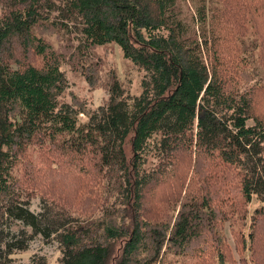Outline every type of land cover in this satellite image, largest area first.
<instances>
[{
    "label": "trees",
    "instance_id": "obj_1",
    "mask_svg": "<svg viewBox=\"0 0 264 264\" xmlns=\"http://www.w3.org/2000/svg\"><path fill=\"white\" fill-rule=\"evenodd\" d=\"M184 1L0 0V264H21L10 256L26 250L33 236L57 241L59 264H173L168 256L187 255L203 228L217 231L219 222L207 195L182 202L172 224L145 217L148 190L167 170L177 173L180 155L191 150L233 169L244 202L256 197L262 204L253 211L248 245L250 263L264 264V121L252 117L250 97L226 89L221 74L228 70L220 58L210 60L224 43L207 25L206 6L189 0L185 12ZM245 1L257 2L264 13V0ZM53 12L59 22L50 18ZM68 23L80 36L76 55L114 44L146 73L138 97L125 95L114 80L107 103L83 122L84 112L59 102L67 88L64 57L34 29L69 34ZM225 30L233 37L230 23ZM31 57L40 63H27ZM82 76L94 86V77ZM32 144L48 148L59 164L63 156L92 157L87 164L122 190L125 215L118 223L79 221L45 201L41 211L30 210L13 170ZM148 155L158 169L143 168ZM212 251L224 264L223 250ZM26 264L47 263L34 255Z\"/></svg>",
    "mask_w": 264,
    "mask_h": 264
},
{
    "label": "rangeland",
    "instance_id": "obj_2",
    "mask_svg": "<svg viewBox=\"0 0 264 264\" xmlns=\"http://www.w3.org/2000/svg\"><path fill=\"white\" fill-rule=\"evenodd\" d=\"M226 1H229L227 5L234 6L227 7ZM195 6H206L208 19L211 17V20L207 19V25L217 29L223 38V46L217 48L219 51L213 53L210 60L219 57L228 70L226 74H221L226 89L250 97L253 102L252 117L264 121L263 10L257 2L245 0H195ZM182 7L186 12L191 7L190 1L185 0ZM50 18L59 22V13H51ZM229 23L233 28V37L226 34ZM68 27L69 34L58 30L60 28L52 31L44 25L37 26L34 33L46 39L64 57L66 64L61 70L67 88L59 97V102L70 109L75 105L77 110L84 112L79 115V121H85L87 113L107 103L108 87L114 80L120 84L125 95L138 97L141 94V82L147 78L146 73L125 60L116 45L94 47L81 58L75 54L80 36L71 23ZM26 61L33 65L40 63L35 57ZM83 74L94 77V86L85 81ZM253 124L250 119L248 125ZM51 151L59 155L54 149ZM193 151L180 155L177 173L167 170L159 183L148 190L145 217L152 223L171 220L172 224L182 202L207 195L219 218L217 231L210 233L203 228L202 237L190 244L187 255L176 257V260L168 256V261L173 264H220L212 251L219 247L224 252V264H251L248 245L251 217L262 204L256 197L249 204L244 202L233 169L216 161H207ZM23 153L18 155L13 174L18 182L17 192L28 201L34 213L43 209L42 202L45 201L55 211L65 212L79 221L112 219L118 223L117 219L125 215L122 212L125 208L122 205L125 197L122 190L115 186V180L105 171L87 164L95 161L92 157L76 159L63 156L62 160L66 162L63 165L60 161L66 167L63 170L48 148L32 144ZM159 166L156 157L148 155L143 168L154 170ZM32 239L26 250L15 251L11 259L26 264L37 255L44 257L47 264H59L60 247L53 237L48 241L40 236H33ZM259 264H262L261 260Z\"/></svg>",
    "mask_w": 264,
    "mask_h": 264
}]
</instances>
